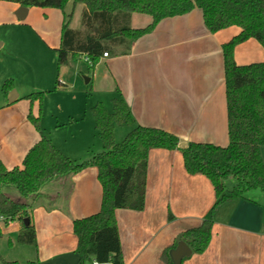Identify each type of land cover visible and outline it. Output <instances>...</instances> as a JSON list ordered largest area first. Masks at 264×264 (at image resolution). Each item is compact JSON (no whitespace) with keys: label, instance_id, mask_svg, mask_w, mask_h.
Wrapping results in <instances>:
<instances>
[{"label":"crops","instance_id":"1","mask_svg":"<svg viewBox=\"0 0 264 264\" xmlns=\"http://www.w3.org/2000/svg\"><path fill=\"white\" fill-rule=\"evenodd\" d=\"M21 6L0 0V159L5 167H23L42 134L77 161L102 152L92 107L101 102L112 111V99L122 97L137 124L173 133L180 145L174 150H150L144 209L116 210L124 263L169 264L164 251L171 247L170 256L179 234L212 218L208 247L184 257L182 264H264V190L252 189L216 205L213 183L204 174H190L182 153L191 142L229 144L223 44L241 28L211 32L202 9L194 8L162 19L151 32L132 40L126 51L121 47L107 56L103 53L93 69L83 53L59 67L65 13H72L70 27L80 29L84 4L70 1L65 11L32 6L23 19L17 16ZM152 22L150 14L140 12H133L130 19L132 28ZM80 60L88 66L86 86L79 79L86 69ZM235 60L240 65L264 61V47L249 38L236 46ZM8 80L12 86L4 90ZM89 83L94 93L90 98ZM69 89L74 96L66 101V109L59 105L56 122H45L46 97ZM41 91L45 92L42 100L27 98ZM31 116L39 119L40 127ZM133 127L116 125V141ZM260 152L264 161V145ZM236 182L228 179L227 189ZM102 192L98 169L90 166L54 178L38 195L23 198L34 203L31 221L37 244L17 241L19 219L0 221V243L6 248H0L3 259L19 264H82L74 220L97 213ZM9 193L14 199L22 198Z\"/></svg>","mask_w":264,"mask_h":264},{"label":"trees","instance_id":"2","mask_svg":"<svg viewBox=\"0 0 264 264\" xmlns=\"http://www.w3.org/2000/svg\"><path fill=\"white\" fill-rule=\"evenodd\" d=\"M32 7H55L65 11L67 4H84L82 27H70L72 13H65L62 44L58 50V66L68 64L71 57L86 54L93 69L103 53L117 52L146 33L164 18L183 15L194 8L203 11L211 32L230 26L241 31L223 44L225 83L229 118V144L191 142L182 149L185 168L190 174H204L216 191V205L244 196L252 189L264 190V161L260 147L264 145V61L240 65L235 60V48L249 38H256L264 47V0H5ZM133 12L147 13L153 22L144 28H132ZM59 82V81H58ZM60 84V83H58ZM12 80L4 84V90ZM45 92H33L31 100L43 99ZM109 111L98 102L92 107L95 125L104 150L88 160L77 161L65 155L50 138L41 139L27 153L23 167L8 169L0 159V216L19 219L20 244L36 245V229L31 221L34 203L23 198L36 196L49 181L66 174L79 173L94 166L102 185V203L97 213L74 220L77 250L81 263L93 259L101 264H125L116 210H143L147 191L149 152L153 148L178 149L179 138L164 129L137 124L122 97L112 99ZM40 127L39 119L31 116ZM134 126L121 141L115 139V126ZM233 177L236 184L227 189L226 181ZM16 188L21 200L14 199L5 188ZM25 218H29L27 225ZM214 221L204 219L201 225L183 231L172 247L184 240L194 253L203 252L212 238ZM164 251L173 264L169 250ZM4 264H19L5 261ZM28 264H34L28 263Z\"/></svg>","mask_w":264,"mask_h":264},{"label":"rangeland","instance_id":"3","mask_svg":"<svg viewBox=\"0 0 264 264\" xmlns=\"http://www.w3.org/2000/svg\"><path fill=\"white\" fill-rule=\"evenodd\" d=\"M80 61H81V63H83L85 65L86 69H85L84 73H80L79 79L83 83V85L86 86L85 85L86 79L89 78V74H88V70H87L88 66L86 65L84 60H80ZM71 75H73V74H71ZM73 77H76V76H73ZM71 82L73 83V78L70 81V83ZM90 86H91V83L88 84V91L85 90V92L87 91L86 95H88L87 96L88 98H90L92 96V94H94L92 92V90L89 89ZM72 89H69L68 91H60V92L55 91V92L50 93L49 96L46 97V99L44 100L45 111H44V114L42 117L45 122H49V123L52 122V124H54L56 122L57 117H59L61 114V111L59 110V108H60L59 105L60 106L62 105L63 109H66V107H67L66 101L71 99L74 96V94L72 93L73 92ZM229 179H234V178L230 177ZM5 191L7 193H9L11 191H12V193H18L16 188L13 186L6 187ZM2 245L3 244L0 243V246H1L0 248L5 250L6 248L3 247Z\"/></svg>","mask_w":264,"mask_h":264},{"label":"water","instance_id":"4","mask_svg":"<svg viewBox=\"0 0 264 264\" xmlns=\"http://www.w3.org/2000/svg\"><path fill=\"white\" fill-rule=\"evenodd\" d=\"M27 9H28L27 6L22 5L19 8L17 16L20 19H23L25 17V13L27 12ZM88 81H89V79L87 78L86 82H88ZM29 222H30V219L29 218H25V223L27 225L29 224ZM192 252L193 251L190 248V246L184 240H181L178 243L177 247H175L174 249H172L170 251V256L172 258L173 264H182V261H183L184 257L191 255Z\"/></svg>","mask_w":264,"mask_h":264},{"label":"built area","instance_id":"5","mask_svg":"<svg viewBox=\"0 0 264 264\" xmlns=\"http://www.w3.org/2000/svg\"><path fill=\"white\" fill-rule=\"evenodd\" d=\"M108 55V53L107 52H105L104 53V56H107ZM9 220H11V218H9V217H6V216H0V221H9ZM89 264H101L100 262H98L97 260H92Z\"/></svg>","mask_w":264,"mask_h":264}]
</instances>
